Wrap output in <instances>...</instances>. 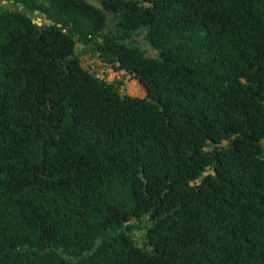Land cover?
<instances>
[{
    "label": "trees",
    "instance_id": "1",
    "mask_svg": "<svg viewBox=\"0 0 264 264\" xmlns=\"http://www.w3.org/2000/svg\"><path fill=\"white\" fill-rule=\"evenodd\" d=\"M11 1L0 264H264V0Z\"/></svg>",
    "mask_w": 264,
    "mask_h": 264
},
{
    "label": "rangeland",
    "instance_id": "2",
    "mask_svg": "<svg viewBox=\"0 0 264 264\" xmlns=\"http://www.w3.org/2000/svg\"><path fill=\"white\" fill-rule=\"evenodd\" d=\"M32 17L34 21H36L37 17L41 18L42 16L41 14H34ZM43 18L44 17L41 18L40 22H45ZM136 40L140 42L141 46H143L144 49H146L147 56L155 57L157 55V51L152 49L146 42H144L142 36L136 38ZM77 47H78V44H77ZM80 59H81L82 66L84 68L90 70L91 72L98 73L100 78L105 77V79L108 82H113L115 80H122L123 85L120 87V90H119L121 94H128V95L134 94L131 96H136V97L145 96V92L143 89L142 90L144 93L140 95H136L135 86L131 84V82H136V83L138 82L132 79L129 75H127L125 71H115L112 69L111 66L103 64L96 57H90V54H83L81 55ZM138 85L140 86L139 83Z\"/></svg>",
    "mask_w": 264,
    "mask_h": 264
},
{
    "label": "flooded vegetation",
    "instance_id": "3",
    "mask_svg": "<svg viewBox=\"0 0 264 264\" xmlns=\"http://www.w3.org/2000/svg\"><path fill=\"white\" fill-rule=\"evenodd\" d=\"M16 7H19V9H23V6L21 5V4H19V3H13V1H11V0H0V9L1 8H7V9H9V10H13L14 8H16ZM40 19V21H41V18L40 17H37L36 18V20L37 19ZM44 19V18H43ZM42 19V20H43ZM45 20V19H44ZM34 23L36 22V21H33Z\"/></svg>",
    "mask_w": 264,
    "mask_h": 264
},
{
    "label": "water",
    "instance_id": "4",
    "mask_svg": "<svg viewBox=\"0 0 264 264\" xmlns=\"http://www.w3.org/2000/svg\"><path fill=\"white\" fill-rule=\"evenodd\" d=\"M85 3H87V4H89V5H91V6H93V7H99V3L96 1V0H83ZM35 14H38V11H35L34 12ZM42 16L44 17L45 15L44 14H42ZM36 25H38V26H41L42 25V23L40 22V19L38 18L37 20H36ZM150 46H152V44H150ZM75 47H76V45H75ZM131 96V95H130ZM136 97V96H135Z\"/></svg>",
    "mask_w": 264,
    "mask_h": 264
},
{
    "label": "clouds",
    "instance_id": "5",
    "mask_svg": "<svg viewBox=\"0 0 264 264\" xmlns=\"http://www.w3.org/2000/svg\"><path fill=\"white\" fill-rule=\"evenodd\" d=\"M35 14V13H34ZM38 14H39V12H38ZM41 16H42V14H41ZM43 17V16H42ZM44 19H45V16H44ZM45 21V23L47 22L46 21V19L44 20ZM42 24H43V22H41ZM79 45V44H78ZM76 49H77V44H76Z\"/></svg>",
    "mask_w": 264,
    "mask_h": 264
},
{
    "label": "crops",
    "instance_id": "6",
    "mask_svg": "<svg viewBox=\"0 0 264 264\" xmlns=\"http://www.w3.org/2000/svg\"><path fill=\"white\" fill-rule=\"evenodd\" d=\"M77 48H78V50H81L82 46L78 45ZM78 50H77V52H78ZM77 52H76V54H78ZM141 89H142V88H141Z\"/></svg>",
    "mask_w": 264,
    "mask_h": 264
},
{
    "label": "bare ground",
    "instance_id": "7",
    "mask_svg": "<svg viewBox=\"0 0 264 264\" xmlns=\"http://www.w3.org/2000/svg\"><path fill=\"white\" fill-rule=\"evenodd\" d=\"M136 95H138V94H136Z\"/></svg>",
    "mask_w": 264,
    "mask_h": 264
}]
</instances>
